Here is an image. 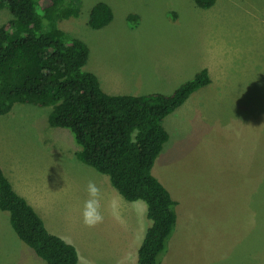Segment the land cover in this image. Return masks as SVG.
Instances as JSON below:
<instances>
[{
  "label": "rangeland",
  "instance_id": "obj_1",
  "mask_svg": "<svg viewBox=\"0 0 264 264\" xmlns=\"http://www.w3.org/2000/svg\"><path fill=\"white\" fill-rule=\"evenodd\" d=\"M99 1L114 18L92 29L89 12ZM79 4V15L60 26L87 43L84 69L103 70L106 92L169 93L202 68L211 77L163 121L169 139L152 173L178 204L159 264H264V0H215L207 9L193 0ZM130 13L140 16L134 26ZM9 18L8 9L0 10V25ZM50 111L16 103L0 115L4 174L47 229L75 245L80 264H134L151 224L145 202L125 199L107 175L83 163L72 132L49 126ZM90 180L105 205L94 228L81 222ZM113 199L115 216L107 207ZM0 264H47L1 209Z\"/></svg>",
  "mask_w": 264,
  "mask_h": 264
},
{
  "label": "trees",
  "instance_id": "obj_2",
  "mask_svg": "<svg viewBox=\"0 0 264 264\" xmlns=\"http://www.w3.org/2000/svg\"><path fill=\"white\" fill-rule=\"evenodd\" d=\"M203 9L215 0H193ZM80 0H0L10 18L0 25V115L16 103L50 107V127L69 129L81 146L78 158L109 177L127 200L145 202L151 224L134 264H159V254L177 223L178 204L152 173L169 139L164 118L192 93L208 85L207 68L169 93L109 94L84 67L90 48L68 33L60 22L80 13ZM114 18L106 2L90 9L92 29ZM140 16L130 13L134 26ZM0 209L8 211L18 237L47 264H80L74 244L50 232L42 217L18 194L0 166Z\"/></svg>",
  "mask_w": 264,
  "mask_h": 264
},
{
  "label": "clouds",
  "instance_id": "obj_3",
  "mask_svg": "<svg viewBox=\"0 0 264 264\" xmlns=\"http://www.w3.org/2000/svg\"><path fill=\"white\" fill-rule=\"evenodd\" d=\"M87 199L84 201L83 210L81 213V222L85 227L94 228L104 221L103 195L101 187L90 180L86 186ZM108 209L115 216L117 215L118 202L113 199L108 205Z\"/></svg>",
  "mask_w": 264,
  "mask_h": 264
},
{
  "label": "crops",
  "instance_id": "obj_4",
  "mask_svg": "<svg viewBox=\"0 0 264 264\" xmlns=\"http://www.w3.org/2000/svg\"><path fill=\"white\" fill-rule=\"evenodd\" d=\"M108 68L110 67L109 65L107 66ZM106 69V68H105ZM100 71H103V70H100ZM100 71H99V74H100ZM94 74H96V76L98 77V79H99V81H100V83H101V86H102V88L104 89V87H103V85H102V80H101V78H100V75L98 74V73H94ZM108 77H110L111 75H112V77H113V72L112 71H110V72H108ZM107 77V79H109ZM103 78H105L104 76H103ZM108 89V88H107ZM113 89V88H112ZM109 90V89H108ZM120 92V90H118V91H116V92H114V91H112V90H109V92H107V93H109V94H123V93H119ZM30 203V202H29ZM33 207H34V209L36 208L35 207V205L34 204H32V203H30ZM36 211H37V208L35 209ZM38 212V211H37ZM38 214H39V212H38ZM40 216H41V214H39ZM42 217V216H41ZM43 218V217H42ZM63 238V237H62ZM79 253V252H78ZM135 261H136V259H135ZM135 261H134V263H135ZM81 262V254L79 253V263Z\"/></svg>",
  "mask_w": 264,
  "mask_h": 264
}]
</instances>
